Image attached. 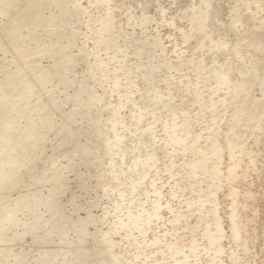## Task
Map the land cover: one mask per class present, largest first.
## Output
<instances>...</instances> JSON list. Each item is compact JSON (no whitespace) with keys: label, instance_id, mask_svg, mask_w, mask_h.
<instances>
[{"label":"rangeland","instance_id":"obj_1","mask_svg":"<svg viewBox=\"0 0 264 264\" xmlns=\"http://www.w3.org/2000/svg\"><path fill=\"white\" fill-rule=\"evenodd\" d=\"M90 3L0 0V264H264V0Z\"/></svg>","mask_w":264,"mask_h":264},{"label":"bare ground","instance_id":"obj_2","mask_svg":"<svg viewBox=\"0 0 264 264\" xmlns=\"http://www.w3.org/2000/svg\"><path fill=\"white\" fill-rule=\"evenodd\" d=\"M108 2V0H91V3L95 6L97 5H102L104 3ZM90 3V4H91ZM92 5V6H93ZM98 29V28H97ZM97 34H99L101 37H103V33H102V29L101 27L97 30ZM115 125L116 123L114 122L113 123V129L115 128ZM179 131V128H174L173 129V133H177ZM121 142V139L118 137L117 140L113 143H110V149L113 151L114 148H117V145ZM178 142L182 145H185L187 147H189L190 149L192 150H195L197 148V143H198V138L197 137H194V136H191V135H188L187 137L185 138H181L178 140ZM116 150V149H115ZM114 150V152H115ZM231 151H233V149H231ZM211 154L217 158H220L221 157V154H222V151H221V147L218 146V144H214L212 149H211ZM144 163V162H143ZM207 162H203L198 160V161H195V162H192L190 163V167L193 171H197V170H200V169H204L205 168V165H206ZM116 167V166H115ZM116 169V168H115ZM212 174V176H217L219 174V171L218 169L215 167L213 168V170L210 172ZM235 174V168L233 167L231 169V176H233ZM137 186V184L133 186V190L135 189V187ZM158 209V207H157ZM216 212V211H215ZM140 214L139 215H133L131 213L128 214V218L127 220H121L119 224V226L121 228H127V229H141L143 227V221L141 220L140 218ZM152 219H154L153 216L149 217V219L147 220L148 223H151L153 222ZM232 220H233V234L235 237L238 236V233H239V227L237 226L236 224V221H235V217L233 216L232 217ZM207 225V224H206ZM215 227V226H214ZM217 229L215 232L211 231L210 229H206L204 231V236L205 238L208 239V241H210L211 245H216L219 240L221 239L222 237V230H221V227L220 225H217L216 226ZM187 228V227H186ZM207 228V227H206ZM166 238V237H165ZM160 239V238H159ZM157 239L155 241L156 244H158L160 242V240ZM215 247V246H214ZM200 249V248H199ZM171 250L174 252V253H178L179 250L176 248V247H171ZM194 250L196 251V248L194 247ZM204 250V249H203ZM217 250V249H216ZM214 252V251H213Z\"/></svg>","mask_w":264,"mask_h":264}]
</instances>
